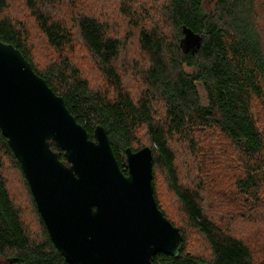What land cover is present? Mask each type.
Here are the masks:
<instances>
[{
    "label": "trees",
    "instance_id": "16d2710c",
    "mask_svg": "<svg viewBox=\"0 0 264 264\" xmlns=\"http://www.w3.org/2000/svg\"><path fill=\"white\" fill-rule=\"evenodd\" d=\"M90 1L0 0V42L20 52L90 139L96 126L104 128L124 174L125 149L151 150L155 201L182 236L177 257L160 253L153 264H264V0H216L211 11L204 0H93L106 8L116 2L119 15L90 13ZM111 19L126 21L123 37ZM31 29L52 53L47 62L36 59ZM184 30L200 36L193 52L180 44ZM128 40L137 58L122 63ZM81 50L98 88L72 61ZM216 208L223 213L218 220ZM238 220L250 223L251 237L229 229ZM188 230L207 257L189 251ZM6 260L67 264L0 132V261Z\"/></svg>",
    "mask_w": 264,
    "mask_h": 264
},
{
    "label": "water",
    "instance_id": "95a60500",
    "mask_svg": "<svg viewBox=\"0 0 264 264\" xmlns=\"http://www.w3.org/2000/svg\"><path fill=\"white\" fill-rule=\"evenodd\" d=\"M199 43V35L183 31L181 45L193 52ZM0 132L67 264H153L157 254L179 255L181 233L154 198L151 150L125 149L124 174L104 128L96 126L90 139L63 99L2 42Z\"/></svg>",
    "mask_w": 264,
    "mask_h": 264
},
{
    "label": "rangeland",
    "instance_id": "374dc122",
    "mask_svg": "<svg viewBox=\"0 0 264 264\" xmlns=\"http://www.w3.org/2000/svg\"><path fill=\"white\" fill-rule=\"evenodd\" d=\"M146 1L147 0H141L140 3H143V5H144L146 3ZM150 2H152V0ZM150 2L148 1L146 4L149 5ZM215 2H216V0H204L202 2V4L205 7V9H207L208 11H211L214 8ZM90 3H91V6H89V4L87 5L91 8L90 13L97 15L96 12H99L98 10L103 9L104 11L109 12V10H110L111 12H114L117 15H119L117 12L118 9L117 8L115 9L116 2L115 3H108L107 8L103 7L100 3H97L93 0H91ZM14 14L17 15V12H15ZM117 15H115V16H117ZM150 19L153 21H157L159 19V15L157 13L153 14L151 12ZM125 22L126 21L124 19L123 20L118 19L117 21L115 19H111L109 21V24L112 28H114V30L120 29V35L123 37L125 32L128 30ZM30 38L34 44L36 59L41 63L47 62L52 57V53L47 49L45 44L38 38V36L36 35V33L34 32L33 29L30 30ZM132 44L133 43L131 41H129V40L126 41V44H125L126 46L123 49L124 51H122V54H121V62L122 63L130 62V61L137 58L136 53H135V49L132 46ZM86 57H87V55L81 50V51L77 52V54L75 55V58L72 57V61L81 69L83 75L89 80L90 86L92 88H98L100 86L99 85L100 84L99 77L96 75V73H94L93 69L90 68L88 62L85 60ZM186 70L188 72L190 71V69H186ZM126 82H127L126 86H128L129 88H132L131 80L128 79ZM199 95L201 97L202 103H205L206 102L205 93L202 90L201 86H199ZM253 112H254V116H257L256 112L255 111H253ZM121 158H122L123 165H126V159H125V156L123 154H122ZM232 165H233V163H232ZM158 183H159V181H158ZM161 188H164V186L163 187L161 186ZM164 194H165V192H164ZM166 194L169 197V200H167V203H166V205H167L169 203L168 201H172V200H170L171 198H170L169 194L168 193H166ZM170 207L171 206H169V209L167 210V212L171 216H173L172 210H170ZM216 210H218V208H216ZM224 212H225V210H224ZM211 214H212V217L214 219L218 220L219 215L220 214L222 215L223 213H222V211L219 212V210H218V212L212 211ZM173 218H175V217L173 216ZM250 227H251L250 223H246V222L238 220V221L234 222L232 227H229V229L231 228L232 232H234L235 235H238L239 237H245V236L251 237ZM188 232H190V231L188 230ZM190 234H191V232H190ZM190 240H191V242L187 245L190 252H192L194 254L201 255V256H205V257L208 256V252L205 249V244L203 243V241L201 239H199L195 235L191 234Z\"/></svg>",
    "mask_w": 264,
    "mask_h": 264
}]
</instances>
